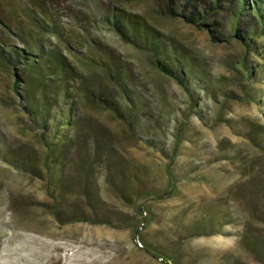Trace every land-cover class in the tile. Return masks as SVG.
Listing matches in <instances>:
<instances>
[{
	"label": "rangeland",
	"instance_id": "obj_1",
	"mask_svg": "<svg viewBox=\"0 0 264 264\" xmlns=\"http://www.w3.org/2000/svg\"><path fill=\"white\" fill-rule=\"evenodd\" d=\"M48 1L66 29L78 35L89 31L135 73L148 104L138 133L98 109L86 108L85 114L112 131L129 173H137L140 182L130 181L123 199L97 170L102 210L85 209L83 221H71V205L83 203L73 192L58 222L46 182L0 157V264H167L162 258L168 264H264V148L247 136L264 129V111L243 100V86L234 79L235 67L242 70V47L217 44L183 19L166 16L160 0ZM225 7L222 20L230 25L234 18ZM114 9L143 17L184 46L211 73L224 95L219 103L201 90L191 98L154 68L150 53L123 42L106 21ZM249 60L258 70L261 61ZM249 84L264 91V85ZM20 103L0 84L3 150L24 148L39 133ZM253 186L254 194L249 191ZM96 219L105 224L94 223ZM145 219L149 223L138 229ZM144 242L159 258L141 248Z\"/></svg>",
	"mask_w": 264,
	"mask_h": 264
},
{
	"label": "trees",
	"instance_id": "obj_2",
	"mask_svg": "<svg viewBox=\"0 0 264 264\" xmlns=\"http://www.w3.org/2000/svg\"><path fill=\"white\" fill-rule=\"evenodd\" d=\"M160 1L166 16L183 19L217 44L242 47L244 56L238 63L242 70L235 67L234 79L243 86V100L264 111V91L246 85H264V0ZM225 6L234 18L230 25L222 20ZM106 21L123 42L150 53L154 68L191 98L200 90L215 103H219L220 95L224 97L213 85L211 73L184 46L154 29L143 17L114 9ZM249 56L261 61L258 70ZM0 74V84L7 85L10 94L21 102L22 112L39 130L24 148L3 150L0 139V157L46 182L58 222H62L60 210L69 206L67 197L73 192L83 203L71 205L70 216L75 217L71 221H83L81 211L85 209L92 213L102 210L97 170H102L105 181L116 187L114 191L123 199L130 193V181L140 182L137 173H129L112 131L85 114L86 108L109 113L133 134L143 122L141 114L148 104L142 100L138 79L109 44L89 31L78 35L66 29L48 0H0ZM224 107L222 102L220 109ZM247 136L264 148V129L252 130ZM167 175L172 183L170 170ZM170 188L174 189L173 184ZM256 190L255 186L249 189L253 194ZM93 222L105 224L97 219ZM148 223L145 219L137 228ZM141 248L159 258L145 242Z\"/></svg>",
	"mask_w": 264,
	"mask_h": 264
}]
</instances>
